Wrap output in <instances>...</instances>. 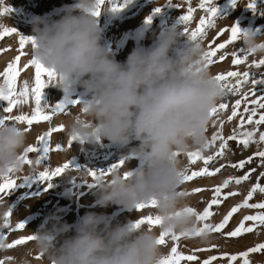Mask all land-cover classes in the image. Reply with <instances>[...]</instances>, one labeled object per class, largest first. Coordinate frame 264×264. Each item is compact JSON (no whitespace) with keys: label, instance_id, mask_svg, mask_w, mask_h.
<instances>
[{"label":"clouds","instance_id":"1","mask_svg":"<svg viewBox=\"0 0 264 264\" xmlns=\"http://www.w3.org/2000/svg\"><path fill=\"white\" fill-rule=\"evenodd\" d=\"M155 4L159 7V0ZM97 10L99 16L114 12L112 0H75L57 10L58 18L33 16L30 54L54 70L62 91L86 93L79 115L65 125L68 137L76 136L85 147L104 140L122 148L138 142L121 154L125 170L97 182L95 206L132 213L155 201L150 210L162 223L136 227L138 218L114 222L86 211L72 225L57 211L33 231L32 247L7 264H160L166 255L158 243L161 232L194 233L199 226L186 211L188 196L179 193L187 168L181 157L204 148L210 112L222 95L215 74L205 67L203 40L190 39L183 25L172 24L153 34L152 45L133 48L120 62L102 42ZM239 41L252 56L264 57V33L244 31ZM29 145L23 124L0 126V174L23 173L20 157ZM129 156L140 161L138 167L129 166ZM78 172L88 176L87 168Z\"/></svg>","mask_w":264,"mask_h":264},{"label":"rangeland","instance_id":"2","mask_svg":"<svg viewBox=\"0 0 264 264\" xmlns=\"http://www.w3.org/2000/svg\"><path fill=\"white\" fill-rule=\"evenodd\" d=\"M75 0H0V23H3L4 27L15 28L23 35L30 36L31 34V19L36 15H44L46 13L51 14L53 18H58V9L62 8L65 4H72ZM119 4H123L124 0H117ZM168 0H159V7L155 4V0H130L118 11H114L107 15H101L98 17L99 23L104 28L103 44L107 47L118 61L123 62L126 60L129 53L135 47L149 46L154 43V33L158 35L162 29L167 28L172 24H178L180 14H184L187 10V4L183 3V0H173V3L182 4L181 9L175 7H169L167 5ZM193 7H197L199 0H192ZM218 8V15L214 28L207 30V36L203 39L204 46L208 50V45L215 41V43H223L230 36L229 32H224L222 35H217L221 29L230 28L232 25H238L242 32L244 31H256L264 33V0H256V10H252L247 7L248 0H237L235 6L232 5V0H215ZM10 8L9 13H3L2 9ZM156 8H160V12L156 13ZM205 15V13L197 7V11L194 14V18L189 27L194 29L199 23V17ZM151 17V23H146L148 18ZM19 36L13 33L10 36L0 40V49H6V51L0 52V71L7 66V64L19 54ZM241 48L240 41L235 42L232 45L227 46L226 49L221 50L218 55L227 53L223 61H217L214 66H210V70L215 74H219L225 71H250L255 73L256 78H261L264 75V67L259 69L249 68V65L253 60H259L264 57L249 56L246 63L241 65H232L231 53ZM29 56L25 55L21 58L20 66L22 67L28 62ZM34 70L32 68L26 69L21 73L18 78V85L22 84L25 80L31 85L33 83ZM235 83L233 79L231 81ZM252 88L251 83L243 86L242 91L248 92ZM86 93L82 90L66 93L62 91L54 82L50 83L48 87L43 90L42 102L50 104L59 103L67 96L69 99L80 100ZM239 96H224L219 99V103H227L229 108L220 113L219 119L215 126L211 120L207 136L211 139L212 134L219 130V121L224 122L222 134L227 137L232 134V130L236 128L239 123V118H233L229 121L228 116L231 115V105L235 103V100ZM252 98L251 96L249 97ZM241 106V111L243 109ZM34 102L30 101L28 105H23L17 109H14L13 114L19 115L21 112L29 113ZM80 108L77 106H70L67 114H57L53 117L51 124L48 122H41L38 125H34L28 132L30 144H34L36 137L46 131L49 127H55L58 125H67L71 122L74 116L79 115ZM216 119V118H213ZM24 127L26 125L23 124ZM252 126H246L247 130H251ZM261 130H264L262 126ZM68 136L65 130L61 133H54L52 137V145L61 140L64 142V149L62 152H53L49 154V162L41 166H28L25 165L23 173L14 174L17 178L18 186L12 190L8 195L3 197L2 203H0V225L3 224L4 213L9 207L12 209V216L9 218L11 226L14 228L19 222L25 223V229L17 230L15 232L4 229L7 239L5 243H11L13 240L20 239L21 237L31 235L38 226L43 223L46 218L59 211L63 216V219L69 224L74 225L80 216L86 211H95L98 213H104L113 218V221L125 222L127 219L141 218L145 214H152L151 210H134L130 213L128 210L117 207L115 205L107 208H100L95 206V197L93 195L97 186L89 187L87 183H92L90 176L81 177L80 173L70 168L60 177L53 178L52 187L47 186V182L41 183L37 179V174H33L31 169L36 168V172L43 171L45 167L54 168L61 166L69 159L72 161L73 168H89L105 170L112 164L119 162L122 159L121 154L128 151V148L135 147L138 143L133 141L128 148H122L118 145H113L110 142L104 140L96 146L88 145L81 146L78 142H74L73 146L69 148L67 146ZM219 142L213 148L204 152V155L213 154L218 150ZM264 148V145L260 146ZM259 149L255 144L249 145L248 148H243L242 145H238L236 142L229 143V150L225 155L218 158L211 167H219L225 165L221 172L215 177H202L197 178L194 181L186 182L181 185L182 191L191 192L192 189L201 187L206 189L200 193H194L188 195L190 206L202 211L209 200L211 199L213 192L212 188L216 185L223 183L229 176L239 177L245 174L250 169H256L251 175L248 181L242 182L240 185L235 183L229 184L226 191L238 192L239 195L229 197L226 202L221 206H214V216L210 218L209 222L218 223L222 220L223 216L231 209V207L241 203L247 192L251 189L252 185L256 182L257 176L260 172H264V165H261L260 158L254 157L252 162L247 164L244 169H233L230 165L237 163L241 160H246L248 157L253 156ZM37 154H30V159H35ZM182 160L187 165L190 171L199 170L202 168L203 162L198 161L195 165H190L187 156H182ZM127 162L119 169L125 170ZM140 161L134 156H129V166L132 168L138 167ZM33 174V175H32ZM25 175H32L28 180H20L19 177ZM72 178L76 179L74 183ZM71 179L70 181H68ZM68 181V182H67ZM262 185H264V177L260 179ZM264 200V194L257 192L253 196V200L250 202H260ZM257 210L255 209H241L238 213L234 214L233 219L224 229L225 232L234 230L239 222L245 215H253ZM251 222H247L246 226H249ZM71 234V233H70ZM264 243V228H259L253 233H246L238 238H225L222 234L213 233L207 237H194L189 239H182L180 242V250L185 254H191L193 250L197 248H211L212 245H216L215 249L210 251H199L197 255L200 261L211 257L220 256L222 253L237 254L242 251H246L250 247H254L257 244ZM31 241L18 245L15 249H0V259L5 257L18 256L27 248H31ZM172 242L169 240L166 246H162L165 254L170 252ZM251 264H264V252L251 253L248 257ZM7 264V261H6ZM36 264V261L33 262ZM213 264H227L226 259H218ZM236 264H242L241 260H238Z\"/></svg>","mask_w":264,"mask_h":264},{"label":"snow or ice","instance_id":"3","mask_svg":"<svg viewBox=\"0 0 264 264\" xmlns=\"http://www.w3.org/2000/svg\"><path fill=\"white\" fill-rule=\"evenodd\" d=\"M104 0H100L103 4ZM130 0H124L123 4H119L117 0H112L113 11H118ZM183 3L187 4V10L184 14L179 15L177 21L178 24L183 25L184 34L187 35L192 40H203L207 36V30L215 27L216 18L218 15V8L216 6L215 0H199L198 8L202 10L205 15L199 17L198 25L192 29L189 27L190 23L194 18V14L197 11V7H193L192 0H183ZM237 0H232V5L235 6ZM167 5L169 7H175L176 9H181L182 4L173 3V0H168ZM247 7L256 10V0H248ZM156 13L160 12V8H156ZM3 13H9L10 8L5 7L2 9ZM95 15L99 16L100 12L97 10ZM146 23H151V17L148 18ZM224 32H229L230 36L223 43H215L213 41L208 45V50H206L204 55L205 67L214 66L217 61H223L227 53L218 55L221 50L227 48V46L234 44L240 40L242 31L238 25H232L230 28L221 29L217 35H222ZM13 33L19 36V54L9 62L7 66L0 71V126L6 123H18L26 125L25 131L29 132L34 125H38L41 122H48L51 124L53 117L57 114H67L70 106H77L80 100L69 99L67 96L65 99L59 103L50 104L47 102H42L43 90L48 87V85L56 81V73L54 70L47 68L45 65L40 63L37 59L31 56L30 49L35 46L34 38L26 36L18 32L14 27L0 28V40ZM6 51V49H0V52ZM25 55L29 56L28 62L22 67L20 66L21 58ZM251 52L245 51L242 47L237 51L231 53V63L232 65H241L247 62L248 57L251 56ZM264 67V58L259 60H253L249 65V68H261ZM32 68L34 70L33 83L30 85L27 80L22 84L18 85V78L21 73L26 69ZM235 83H232V80ZM215 80L218 82L221 97L224 96H239L235 100V103L231 105V115L228 116V120L231 121L233 118H239V123L232 130V134L225 137L222 134V129L224 122L219 121L220 128L215 131L211 139L207 141L203 149H198L196 151H191L186 154L188 162L190 165H195L198 161L203 162V167L199 170L190 171L186 168L181 173V184L186 182L194 181L197 178L202 177H215L221 172L225 165L219 167H211V165L218 159L225 155L226 151L229 150V143L236 142L238 145H242L243 148H248L249 145L255 144L259 149L254 153L253 156L248 157L246 160H241L237 163H233L230 166L233 169L239 168L244 169L247 164L251 163L254 157L260 158L261 165H264V130H261L264 126V75L257 79L255 73L250 71L239 72V71H225L215 75ZM251 83L252 88L248 92L242 91L243 86ZM252 97L251 99L249 97ZM34 102V107H32L30 114L26 112H21L19 115H14V109H17L23 105H28L29 102ZM243 109L241 111V106ZM229 108L227 103H219L210 112L212 118L213 126L216 125L219 119L220 113H223ZM216 118V119H213ZM252 126L251 130H247L246 126ZM65 130L64 125H58L55 127H49L46 131L39 134L36 137L35 143L30 144L21 155L20 159L24 165L28 166H41L49 162V154L53 152H62L64 149L63 140L57 142L55 146L52 145V137L54 133H61ZM74 142L82 144L83 141L79 140L76 136L68 137L67 146L71 148ZM219 142L218 150L213 154L204 155V152L210 148H213ZM30 154H37L36 158L30 159ZM179 155V154H178ZM125 164V160L121 159L119 162L112 164L109 168L105 170L100 169H89L88 176L92 178V183H87L89 187L97 185V182L109 175L113 170L120 169ZM70 168L77 171L83 168H73L72 161L69 159L67 162L63 163L61 166L54 168L45 167L43 171L34 172L37 174V179L41 183L47 182L48 187H52L53 178L60 177ZM256 171V169H250L245 172L244 175L239 177L229 176L223 181V183L216 185L212 188L213 195L207 206L199 211L194 207H189L186 209L187 212L192 213L196 216L198 221V228L194 233H175V232H161L158 243L161 246H166L168 241L172 242V247L170 252L166 254L160 261V264H213L214 261L218 259H226L227 264H236L238 260L242 261V264H251L248 259L251 253L264 252V243L257 244L254 247L248 248L246 251H242L237 254L222 253L218 256H211L203 261H200L197 252L199 251H210L215 249L217 246L212 245L211 248H197L192 251L191 254H185L180 250V242L182 239H189L194 237H207L213 233L222 234L225 238H238L246 233H253L259 228H264V200L260 202H250L253 200L254 194L257 192L264 194V185L261 184L260 179L264 177V172H260L259 176L256 178V182L252 185L251 189L247 192V195L243 201L233 207L223 216L222 220L218 223L209 222L210 218L214 216V206L219 207L222 203L226 202L229 197L239 195L238 192L226 191L229 184L235 183L240 185L244 181H248L251 175ZM32 174V175H33ZM32 175H25L19 177L20 180H28ZM127 175V174H125ZM75 183L76 179L72 178ZM18 186L17 178L14 177V170L9 169L7 174H0V202L3 201V197L8 195L12 190ZM206 189L197 187L192 189L191 192L180 191V195H192L194 193H200ZM156 206L155 201H151L147 204L137 205L136 210H148ZM255 209L257 210L253 215H245L243 219L239 222V225L232 231L225 232L224 229L229 224L230 220L233 219L234 214L238 213L241 209ZM13 212L11 207L4 213L3 224L0 225V249H15L18 245H24L33 239L34 236L28 235L21 237L20 239L13 240L11 243H5L7 236L4 229L15 232L17 230L25 229V223L19 222L13 228L10 224L9 218L12 216ZM247 222H251L249 226H246ZM162 220L158 216H153L152 214H145L136 221V227L140 225H146L149 228L159 226ZM37 259L40 257L37 256ZM12 257H5L0 259V264H6V261L11 260Z\"/></svg>","mask_w":264,"mask_h":264}]
</instances>
